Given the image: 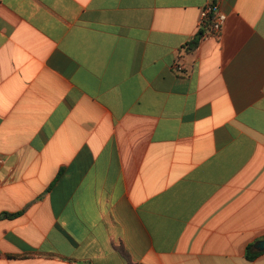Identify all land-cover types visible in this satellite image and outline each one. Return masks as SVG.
Instances as JSON below:
<instances>
[{
    "label": "crops",
    "instance_id": "crops-1",
    "mask_svg": "<svg viewBox=\"0 0 264 264\" xmlns=\"http://www.w3.org/2000/svg\"><path fill=\"white\" fill-rule=\"evenodd\" d=\"M259 241L264 0H0V264H264Z\"/></svg>",
    "mask_w": 264,
    "mask_h": 264
},
{
    "label": "built area",
    "instance_id": "built-area-1",
    "mask_svg": "<svg viewBox=\"0 0 264 264\" xmlns=\"http://www.w3.org/2000/svg\"><path fill=\"white\" fill-rule=\"evenodd\" d=\"M226 20V15L222 13L215 3H208L199 12V31L203 38H218L222 25ZM173 69L177 73H182L184 68L180 64H175Z\"/></svg>",
    "mask_w": 264,
    "mask_h": 264
},
{
    "label": "water",
    "instance_id": "water-1",
    "mask_svg": "<svg viewBox=\"0 0 264 264\" xmlns=\"http://www.w3.org/2000/svg\"><path fill=\"white\" fill-rule=\"evenodd\" d=\"M256 248L259 250V251H264V241H259L256 245Z\"/></svg>",
    "mask_w": 264,
    "mask_h": 264
},
{
    "label": "trees",
    "instance_id": "trees-1",
    "mask_svg": "<svg viewBox=\"0 0 264 264\" xmlns=\"http://www.w3.org/2000/svg\"><path fill=\"white\" fill-rule=\"evenodd\" d=\"M123 254H124V252L123 251H121Z\"/></svg>",
    "mask_w": 264,
    "mask_h": 264
}]
</instances>
